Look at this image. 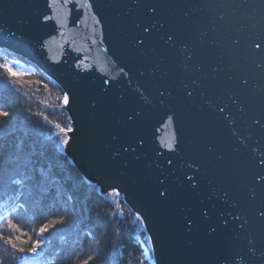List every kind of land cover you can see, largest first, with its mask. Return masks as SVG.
Wrapping results in <instances>:
<instances>
[{"label": "snow or ice", "instance_id": "6c2138e0", "mask_svg": "<svg viewBox=\"0 0 264 264\" xmlns=\"http://www.w3.org/2000/svg\"><path fill=\"white\" fill-rule=\"evenodd\" d=\"M72 2L46 0L43 10L39 5H33L36 24L47 26L51 22L53 31L66 28L71 11L67 5ZM76 2L79 4L77 11L93 7L88 0ZM131 5L137 9L136 14L143 15L148 22L134 21L131 30L121 29L123 40L132 53L137 56L151 54L156 57L155 62L145 70L126 54L130 63L125 67L129 72L135 67L138 86L127 100L121 98L119 103H114L109 95V80L105 79L102 81L105 87L88 101L84 113L87 131L100 129L99 116L106 117L116 129L114 133H108L109 141L105 145L114 163L136 174L147 170L154 173L153 204L157 214L151 218L152 235L143 241L146 245L143 251L134 247L127 253L124 264H145V259L148 264H264V201L250 214L234 184L231 181L222 183L211 174L212 170L225 171L222 167L225 153L214 140L205 144L208 158L187 154V147L193 140L185 135L184 120V113L199 104L198 111L202 116L210 112L218 128L227 126L230 138H234L232 153L251 171L244 199L255 204L264 195V112L252 116L251 124L243 131L237 121L247 117L249 112L242 93L253 89L264 91V86L260 80H253L248 75H229L227 79L234 90L227 94V100L222 98L223 93L214 100L203 91L197 92V80L189 83L186 77L177 76L163 86L153 85V93L149 90L147 77L161 81L172 79L173 73L166 67L170 60L176 61L181 74L203 72L205 65L197 62V45H205L209 40L208 31H199L195 41L186 38L180 27L163 18V10L172 7L191 9L184 12L187 25L194 13L211 11L218 5L188 2L178 5L170 0H131ZM12 7L16 5L10 0L4 5V8ZM232 7L248 19H256L255 15L249 16V11L259 15V31L250 38L251 45L243 59L247 62L249 56L258 58L255 71L264 77V26H261L264 0H239ZM48 10L51 15L47 14ZM92 19L97 25L101 22L95 16ZM223 19L219 17L220 21ZM256 27L257 24H253V28ZM3 31L0 25V32ZM211 31L216 32V28ZM60 34L64 35L63 32ZM54 42L52 36L43 40L41 47ZM211 42L223 51L218 38L212 37ZM239 45L238 38L231 41L230 57L240 54ZM83 67L89 69L92 66L83 64ZM233 67L227 71L232 72ZM212 71L224 72L225 67L219 63ZM119 72L128 75L123 67ZM26 75L29 73L21 70L19 61L4 57L0 62V77L3 78V87H0V264H120L125 254L117 252V242L124 239L125 233L113 218L124 215L116 199L121 195V189L110 185L111 191L101 189L99 195L93 192L87 200L81 201L78 192L85 184L84 177H80L79 184L69 187L56 171L47 151L34 150L30 146V133L27 130L19 132L21 113L25 122L32 117H41L52 125L62 148L70 145L77 129L73 127L72 117L62 126L58 122L53 124L43 112L19 107ZM131 82L130 79L128 83ZM72 101L73 95L65 92L62 104L70 107ZM157 118L160 123L175 129L167 140L160 141V148L167 149L168 155L156 147L149 149L146 144L148 124ZM89 122L94 127L88 128ZM202 125H208L207 121L203 119ZM180 169H187L191 174L183 172L179 183L170 180ZM236 171L231 170L233 175ZM108 200H111L110 204L106 203ZM18 212L25 217L31 216L37 226L25 231L18 220ZM146 219L149 217L138 211L133 223L139 222L143 227ZM101 225L103 230H100ZM56 233L60 234L59 247H54L51 239ZM136 252L140 255H135Z\"/></svg>", "mask_w": 264, "mask_h": 264}, {"label": "water", "instance_id": "95a60500", "mask_svg": "<svg viewBox=\"0 0 264 264\" xmlns=\"http://www.w3.org/2000/svg\"><path fill=\"white\" fill-rule=\"evenodd\" d=\"M8 2L9 0H0V25L4 28V31L0 32V48L10 50L32 62L49 78L56 81L65 92L73 95L71 106L65 108L72 117L73 127L77 129V132L70 145L63 150L83 175L90 182L96 184L100 190L110 191V185L119 186L121 193L124 194L126 204L135 213L139 211L142 216L149 217L145 220L144 225L148 235H152L151 218L157 214L153 204L154 173L147 170L143 174H136L134 171L130 172L120 164L114 163L109 158L105 145L109 141L108 133H114L116 129L106 117L99 116L97 119L101 122L100 129L95 132L87 131L84 119L88 101L105 87L102 85L103 80H109V95L114 103H119L121 98L127 100L132 94V90L138 86L135 67L132 72H129L128 67H125V64L130 63L127 55L145 70L155 62L156 57L151 54L137 56L132 53L120 32L121 29L131 30L134 21L144 23L148 21L143 15L136 14L137 9L131 5V0H88L93 5L92 9H81L80 11L76 10L79 8V4L73 0L67 5L71 10L68 15L67 27L53 31L51 22L47 26H38L35 21L36 8L32 6L39 5L40 10H43L46 0H10L16 7L4 8ZM170 2L178 5L187 2L218 5L211 11L194 13L187 25L185 21L188 18L184 16V12L191 11V9L172 7L164 9L162 13L163 18L167 19L169 24L180 27L186 38L190 40L195 41L199 31L209 32L208 43L197 45V62L203 63L205 68L203 72L181 74L176 68V61L170 60L166 67L172 71L173 78H165L164 81H161L148 76L150 91L155 93L153 85L163 86L173 82L177 76L186 77L189 83L193 79L197 80L199 84L197 92L203 91L214 100L222 93V98L227 100V94L234 90L232 83L227 79L229 75L234 77L248 75L253 80H260L264 86V77L258 76L255 71L258 58L254 59L249 56L247 62L243 59L250 48V38H254V34L259 31L258 14L249 11V16H256V19L253 20L246 18L241 11L235 10L232 5L238 3L239 0H170ZM125 4L128 6H123ZM47 14L51 15V10H48ZM93 16L101 21L99 25L92 19ZM221 16L224 18L223 21L219 20ZM253 24H257V27L253 28ZM261 26H264V21L261 22ZM213 27L216 28L214 33L211 31ZM61 32L64 35H61ZM11 33H15V35L13 36ZM52 36L55 37V42L41 47V42ZM212 37L221 41L223 51L217 45L212 44ZM237 38L240 40V54L230 57L231 41ZM219 63L224 65L225 71L213 72V66ZM83 64H89L92 67L85 69ZM78 65L80 66L78 67ZM138 65L136 67H139ZM232 65H234L232 72H228L227 69ZM121 67L125 72H128L127 76L119 72ZM101 69L104 71L102 72ZM130 79L131 84L128 83ZM192 87H197V85H192ZM242 95L249 106L247 117H241L237 121L243 131V128L251 124L252 116L264 112V91L253 89L242 93ZM216 102L219 103V100ZM198 109L199 104L193 110L184 113L185 135L188 134L189 138L193 140V143L187 147V154H198L202 158H208L205 144L209 140H214L219 150L225 153V164L222 166L225 171L220 173L212 170L211 174L222 183L231 181L237 189L238 196L244 201L245 207L251 214L254 207L264 201V195H261L255 204H249L244 199V193L247 191L245 185L250 183L251 171L247 169L243 160L237 159L232 153L234 138H230L227 126L218 128L210 112L202 116ZM203 119L207 121L208 125H202ZM92 127L94 126L89 122L88 128ZM174 130V127H167L160 123L158 118L152 119L146 129L148 138L146 144L149 149L156 147L168 155L167 149L160 148V141L167 140ZM232 169L237 170L235 175L232 174ZM240 169L244 171H239ZM185 171L189 170L176 171L170 180L179 183V179H182ZM189 174H191L190 171Z\"/></svg>", "mask_w": 264, "mask_h": 264}, {"label": "trees", "instance_id": "16d2710c", "mask_svg": "<svg viewBox=\"0 0 264 264\" xmlns=\"http://www.w3.org/2000/svg\"><path fill=\"white\" fill-rule=\"evenodd\" d=\"M0 51L4 52L12 59L22 60L27 64H31L12 51L5 49H0ZM24 80L26 83L21 89V95L18 101L19 107L21 109L30 108L32 112H43L49 117V120H51L53 124L58 122L62 126L66 125L69 122L68 118L70 115L62 104V97L65 93L64 89L37 67H35V73L26 75ZM2 81L3 78L0 77V87H3ZM18 128L20 133L26 130L30 133V146H32L34 150L44 149L47 151L50 161L56 165V171L64 177L69 187L74 184H79L80 177H84L85 184L80 192H78L81 201L87 200L93 192L99 195L100 188L83 175L74 165L71 158L66 154V151L59 146L58 139L54 135L56 129H54L52 125H49L41 117H32L29 121L25 122L23 113H21ZM6 198L7 197H5V199ZM116 199L119 200L122 211L124 212V215L113 218V222L117 223L125 233L124 239L117 242V252L125 254L121 257L120 261V264H124L127 253L132 252L134 247H139L140 251L144 250V246L146 245L143 241L146 240L148 234L144 227L140 226L139 222L133 223L136 214L126 204L125 200L122 198ZM106 203L110 204L111 200L106 201ZM17 217L25 231H27L29 227L37 226L36 223L33 222L31 216L25 217L23 213L18 212ZM36 220H39L38 216ZM103 228L104 226L101 225L100 230H103ZM59 235V233H56L51 238L54 247H59L60 245ZM137 242L140 243L138 244ZM135 255L139 256L140 253L136 252ZM141 259L145 258L141 257ZM145 264H148L147 259H145Z\"/></svg>", "mask_w": 264, "mask_h": 264}, {"label": "rangeland", "instance_id": "374dc122", "mask_svg": "<svg viewBox=\"0 0 264 264\" xmlns=\"http://www.w3.org/2000/svg\"><path fill=\"white\" fill-rule=\"evenodd\" d=\"M5 50H7V49H5ZM10 51V50H9ZM16 54V53H15ZM18 55V54H17ZM18 56H20V55H18ZM4 57H7V59L9 60V61H19V66H20V68H21V70H23V71H25L26 73H29V75L30 74H33V73H35V67H37L35 64H33L32 62H30V61H28V62H30L31 64H27V63H25L24 61H22V60H17V59H12L11 57H9L8 55H6L4 52H1L0 51V62H2L3 61V59H4ZM21 57V56H20ZM23 58V57H22ZM24 59V58H23ZM26 60V59H25ZM38 68V67H37ZM38 69H40V68H38ZM63 149V148H62ZM94 184V183H93ZM96 185V184H95ZM111 191V190H110ZM118 198H122V199H124V197H123V195H120ZM131 209V208H130ZM132 210V209H131ZM133 211V210H132ZM134 212V211H133ZM135 213V212H134ZM136 214V213H135ZM144 227V229H145V225L143 226ZM146 231V230H145ZM146 233H147V231H146ZM148 234V233H147ZM149 236V235H148ZM149 255H150V253H149ZM151 256V255H150Z\"/></svg>", "mask_w": 264, "mask_h": 264}, {"label": "bare ground", "instance_id": "6f19581e", "mask_svg": "<svg viewBox=\"0 0 264 264\" xmlns=\"http://www.w3.org/2000/svg\"><path fill=\"white\" fill-rule=\"evenodd\" d=\"M0 49H3V48H0ZM121 195H123V197H124V194L123 193H121Z\"/></svg>", "mask_w": 264, "mask_h": 264}]
</instances>
